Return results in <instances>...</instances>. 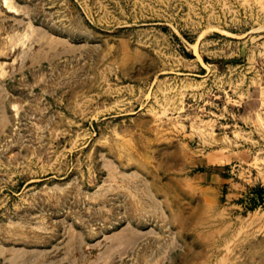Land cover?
Here are the masks:
<instances>
[{"label": "rangeland", "instance_id": "1", "mask_svg": "<svg viewBox=\"0 0 264 264\" xmlns=\"http://www.w3.org/2000/svg\"><path fill=\"white\" fill-rule=\"evenodd\" d=\"M0 264H264V0H0Z\"/></svg>", "mask_w": 264, "mask_h": 264}, {"label": "bare ground", "instance_id": "2", "mask_svg": "<svg viewBox=\"0 0 264 264\" xmlns=\"http://www.w3.org/2000/svg\"><path fill=\"white\" fill-rule=\"evenodd\" d=\"M6 3H7V2H6ZM9 3H10V2H9ZM12 5H14V4H12ZM4 6H6V5H4ZM8 6H9V7H12V6H10V5H8ZM6 7H7V6H6ZM14 7H16V6H14ZM14 7H13V8H14ZM14 11H15V10H14ZM17 12H18V11H17ZM23 36H24V35H23ZM16 37H17V36H16ZM24 38H25V37H24ZM12 40H13V39H12ZM26 40H27V39H26ZM19 41H20V40H19ZM15 42H17V41L15 40ZM18 44H20V43H18ZM18 44H17V45H18ZM10 45H11V44H10ZM13 46H14V45H13ZM12 50H13V49H12ZM23 57H24V56H23ZM109 253H110V252H109Z\"/></svg>", "mask_w": 264, "mask_h": 264}]
</instances>
